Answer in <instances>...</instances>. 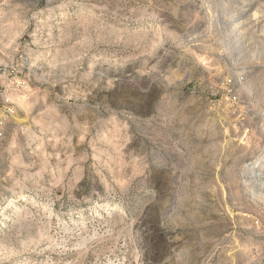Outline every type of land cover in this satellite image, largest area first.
Returning a JSON list of instances; mask_svg holds the SVG:
<instances>
[{
    "label": "rangeland",
    "instance_id": "obj_1",
    "mask_svg": "<svg viewBox=\"0 0 264 264\" xmlns=\"http://www.w3.org/2000/svg\"><path fill=\"white\" fill-rule=\"evenodd\" d=\"M219 1L0 0V264H264V25L221 52Z\"/></svg>",
    "mask_w": 264,
    "mask_h": 264
},
{
    "label": "bare ground",
    "instance_id": "obj_2",
    "mask_svg": "<svg viewBox=\"0 0 264 264\" xmlns=\"http://www.w3.org/2000/svg\"><path fill=\"white\" fill-rule=\"evenodd\" d=\"M238 2L239 1H236V0H221V1H219L217 3V6H218V10L219 11H218V15L215 14L216 15L215 18H217V21H218L217 24L219 25V27H218L219 30L218 31H219L220 38L218 40V43H219L218 45H219V50H221V52H223L225 54L232 53V50H233L232 47L234 45L236 46V44H241V46L243 48V45H245L244 44L245 43V39L248 37V35L250 34V32H253V31H255V29L260 28L261 26L264 25V12H263V10H261V9H255L254 8L255 12H254V14H252V12H253V5H254L253 3L254 2H252L251 0H246L245 3L247 5L243 4L245 6L242 7V8L240 7V4ZM241 3H243V2H241ZM243 5H241V6H243ZM246 6H249V7H246ZM231 28H233V29L235 28V33H237V37H233V34L232 35L231 34L230 35L228 34V32L231 30ZM232 33H234V31H232ZM238 34H239V36H238ZM235 38H237V39H235ZM248 57L251 59L250 60L251 61V65H252V61L255 60V59H257V57L254 54L253 55H249ZM246 63H248V62H246ZM234 65H235V61H234ZM243 65H246V64L243 63ZM248 67H249V65H248ZM240 88L242 89L241 86H240ZM245 89H247V88H245ZM253 89L250 90V94H251V92H252ZM16 101H17L18 105L20 106V108L22 110L28 109L27 106L29 107V105L26 104V102L24 101V99L23 100H16ZM262 106H263V104H262ZM261 109L264 110V108H261ZM258 110H259V108H258ZM257 112H259V111H257ZM248 162H249V160H248ZM248 168H249L248 169V172L249 173L252 172L254 175L256 174L254 168H251V167H248ZM246 175H248V174H246ZM26 204H29V203H26ZM30 204H34V203H30ZM14 212L16 214L19 213V210H18L17 207H14Z\"/></svg>",
    "mask_w": 264,
    "mask_h": 264
},
{
    "label": "built area",
    "instance_id": "obj_3",
    "mask_svg": "<svg viewBox=\"0 0 264 264\" xmlns=\"http://www.w3.org/2000/svg\"><path fill=\"white\" fill-rule=\"evenodd\" d=\"M3 117L0 118V138L4 134L6 128V118L12 117L14 114V110L12 109V104L9 101H6L4 104Z\"/></svg>",
    "mask_w": 264,
    "mask_h": 264
}]
</instances>
